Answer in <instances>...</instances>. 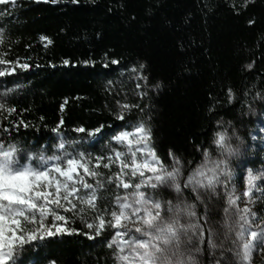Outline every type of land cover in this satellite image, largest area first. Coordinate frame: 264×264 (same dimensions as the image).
Returning <instances> with one entry per match:
<instances>
[{
	"label": "trees",
	"instance_id": "obj_1",
	"mask_svg": "<svg viewBox=\"0 0 264 264\" xmlns=\"http://www.w3.org/2000/svg\"><path fill=\"white\" fill-rule=\"evenodd\" d=\"M0 55L14 61L0 65L6 73L14 68L0 76V103L16 109L9 117L15 124L22 119L28 125L5 137L50 148L58 138L51 129L62 121L59 138L75 139L78 151L94 157L107 154L112 134L142 121L166 163L171 149L187 165L198 159L193 145L207 147L212 132L223 128L229 136L239 135L247 149L240 158L243 166L239 160L233 167L236 178L248 169H264V146L253 138L255 117L264 114V0H18L0 4ZM113 59L119 63L112 65ZM85 60L95 64L86 66ZM140 63L149 78L140 81L143 97L136 94L131 71ZM157 81L162 88L151 91ZM117 100L139 106L117 120ZM9 119L0 117V128L9 126ZM100 125L94 138L73 131ZM254 196V212L264 219V197ZM223 206L222 199L212 205L214 224L222 219ZM66 226L94 238L73 233L34 242L18 257L21 264H43L42 258L56 264H111V250L104 245L112 229L95 236L79 217Z\"/></svg>",
	"mask_w": 264,
	"mask_h": 264
},
{
	"label": "snow or ice",
	"instance_id": "obj_2",
	"mask_svg": "<svg viewBox=\"0 0 264 264\" xmlns=\"http://www.w3.org/2000/svg\"><path fill=\"white\" fill-rule=\"evenodd\" d=\"M17 2L0 0V4ZM45 2L55 4L57 0ZM46 39L40 37L41 41ZM63 63L68 65L69 61ZM83 63L94 65L95 61ZM118 63L111 60L112 65ZM7 64L14 61L0 55V65ZM16 66L29 68L28 64ZM246 67L251 69L252 64ZM144 69L143 63L131 69L137 81L136 94L141 97L147 93L140 81L149 79ZM13 71H0V76ZM162 86L157 81L151 91ZM138 106L117 100L113 115L124 120V112ZM15 112V108L0 103V117L9 119ZM60 123L51 129L58 138L50 148L28 146L11 135L4 136L21 125L27 128L22 119L19 124L9 119V126L0 128V264H21L18 257L25 246L51 237L76 233L93 239L87 232L66 226L77 217L95 236L112 229L104 245L111 250V264H251L253 254L264 251V219L249 207L255 202L254 193L264 197V170L248 169L246 175L241 172L244 190L236 192L232 161L247 149L235 132L229 136L223 128L213 131L207 147L204 143L193 145L198 159H190L186 165L171 149L166 163L152 144L151 129L142 121L112 134L107 154L94 157L78 151L75 139L59 138ZM102 128L77 127L73 131L94 138ZM232 137L236 145L231 143ZM244 163L240 160L241 167ZM104 193H108L107 206L102 209L99 205ZM241 198L245 200L243 208L238 203ZM220 199L224 201L223 217L214 224L212 205ZM201 206L203 212L198 211ZM42 260L43 264H56L54 259Z\"/></svg>",
	"mask_w": 264,
	"mask_h": 264
},
{
	"label": "rangeland",
	"instance_id": "obj_3",
	"mask_svg": "<svg viewBox=\"0 0 264 264\" xmlns=\"http://www.w3.org/2000/svg\"><path fill=\"white\" fill-rule=\"evenodd\" d=\"M255 121H256V131L257 132H256V134L254 136V143H259L260 145L264 146V144H263V142H264V114L262 116L261 115L256 116L255 117ZM231 143L233 145L237 144V141L235 140V137H232ZM242 147H244V146L242 145ZM253 157H257V156L254 155ZM240 158L233 159L232 164H233L234 168H235V164L238 163ZM260 159L262 161H264V156H261ZM234 168H233V170H234ZM262 170H264V169H262ZM242 179H243V177H241L240 179L236 178V174L234 173V175H233V184L235 185L237 193H242L243 190H244V183L242 182ZM123 191L124 190L121 189V192H123ZM221 195H223V193ZM222 201H223V199H222ZM238 203H239V207L240 208H243L245 206V200L243 198H241V200ZM223 204H224V201H223ZM249 207H251L252 211H254L255 210V203L250 204ZM262 261H264V251L255 252L253 254V259L251 261V264H262Z\"/></svg>",
	"mask_w": 264,
	"mask_h": 264
}]
</instances>
